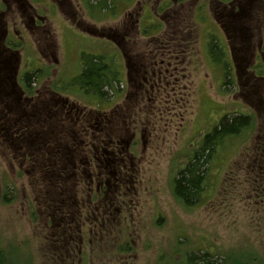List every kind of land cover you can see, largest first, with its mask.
Wrapping results in <instances>:
<instances>
[{"label":"rangeland","instance_id":"rangeland-1","mask_svg":"<svg viewBox=\"0 0 264 264\" xmlns=\"http://www.w3.org/2000/svg\"><path fill=\"white\" fill-rule=\"evenodd\" d=\"M25 1L42 19L35 27L11 3L2 30L13 40L7 48L14 54L0 58L1 67H14L13 84L18 77L23 85L11 93L0 84L1 119L10 108L8 116L18 117L17 107L33 115L21 116L18 128L16 119L8 131L0 127V249L11 264L60 261L57 252L62 264H185L192 251L233 252L235 260L256 251L264 259V219L252 220L258 217L251 215L252 202L240 193L250 191L249 183L237 192L230 180L224 184L238 164L240 170L253 164L244 159L253 161L264 136V81L254 86L251 76L264 29L260 36L250 27L234 43L225 28L219 32L201 14L195 19L204 0L183 5L171 0L167 14H176L175 20L141 34L135 29L125 39L123 28L137 19L129 15L158 0H108L104 9L99 0ZM111 34L119 36L114 41ZM3 45L0 41V50ZM165 49L173 56L182 53L177 84L152 91L151 79L140 78L145 86L137 81L134 87L128 56L146 55L150 69L155 56L175 59ZM85 53L113 60L119 72L121 82L106 99L78 84ZM235 114L250 117V127L217 145L198 202L181 203L174 194L178 172L204 137ZM66 151L74 155L73 174L63 162ZM106 157L111 163L104 166ZM85 159L93 165L86 167ZM43 161L50 163L43 166ZM222 185L225 204L219 199ZM61 221L79 226L82 254L74 243L64 251L50 246Z\"/></svg>","mask_w":264,"mask_h":264},{"label":"trees","instance_id":"trees-1","mask_svg":"<svg viewBox=\"0 0 264 264\" xmlns=\"http://www.w3.org/2000/svg\"><path fill=\"white\" fill-rule=\"evenodd\" d=\"M107 2L108 0H99V8H107ZM82 65L83 70L81 72V75L77 78V81L79 82L78 84L86 91V93L97 96L99 99L108 98V96L110 95L109 90H114L116 83L121 82V80L118 79L119 72L117 68L113 66V60L108 61L103 56H96L85 53L82 55ZM1 68L2 67L0 66V69ZM34 76V73L27 74L26 81L30 82L34 78ZM226 84H231V82L227 81ZM51 105L52 104L48 106L50 107ZM17 108L18 117H9L8 115H10V113L5 114L4 116L2 115V119H0V127L1 125H3L1 127L3 131L9 130V122L13 121V119L17 120L18 128L21 124V116H23V118L24 116H33L32 114L25 112L23 109H21V107ZM40 115H42V113H40ZM249 121L250 117H244L243 115H227L221 120L219 125L214 128L211 134H208L206 137H204V143L200 150L195 154L193 159L189 161L187 166L178 172V176L175 178L174 194L181 203L192 205L193 203L198 202L201 193L205 190L206 176L210 168L214 153H216L215 148H217L218 144L224 143L227 138L240 135L241 132L246 131L252 123V120L251 122ZM20 134L21 133L19 132V135ZM0 138H3L1 134ZM261 138L262 139L259 140L260 146L257 147V149L260 148V151L258 152L256 157L252 158L253 161H250V159L247 158L244 159L248 163L253 162V164H251L249 168L247 166L245 170L242 167L240 170V164H238L239 166L236 169L240 171V175H238L237 170L234 169L232 172H230V175L227 176L226 180L224 181L225 184L228 180H230L229 183L231 186L233 185L231 188L235 190L234 192L239 191L240 186L242 188V185L249 183L248 190L250 191L244 192L242 189L240 193H242L246 198L248 196L249 200L252 202V207L250 208L251 215L254 216L255 214V216H258L253 217V221H261V219H264V136ZM4 139L6 141L8 139L7 136L4 137ZM36 139L37 138H35L33 135V140L36 141ZM54 154L55 153H53L52 156H55ZM62 154L64 156V159L66 160V162L63 161L65 164H67L66 168L71 169L70 173L73 174L72 166L74 167V155L69 151H66ZM46 161H43V166L50 163ZM82 163H85L86 167L89 166V164L93 165V161L91 163L90 160L86 161V159ZM101 163L106 166L110 165L111 161L106 157L101 161ZM50 169L48 170V172H52ZM62 175L66 179H69V177L65 174ZM43 177L45 178L44 180L48 178L46 173L43 174ZM239 177L241 178L242 182L239 180ZM224 191L225 188L222 185L220 189L219 199L223 204L226 203V201H224ZM232 199V202L235 203L238 200L236 196H232ZM260 224L261 223H259V225ZM64 244L65 243L63 242V239L60 238L57 245L61 247ZM49 250H51L52 252L53 249L49 247ZM117 252L118 251L116 249V253ZM236 256L237 255H234L233 252L230 254L225 252L223 255H221L216 253L214 254L210 251H204L201 255H198L195 251H192L188 252L185 255V264H264V259L256 251L245 252L244 256H239L237 260H235ZM58 257L60 261L56 260V262H54L53 260H50L48 264H62V257H60L59 255ZM0 264H11L8 253L2 249H0Z\"/></svg>","mask_w":264,"mask_h":264},{"label":"flooded vegetation","instance_id":"flooded-vegetation-1","mask_svg":"<svg viewBox=\"0 0 264 264\" xmlns=\"http://www.w3.org/2000/svg\"><path fill=\"white\" fill-rule=\"evenodd\" d=\"M187 1L189 0H174V3L177 5H183ZM13 2L15 3L14 5L20 7L23 10L24 15H27V17L30 19V21H32L35 27H38V20L42 19L41 17H39V14L36 11H34L32 7L29 6L26 8L27 3L25 0H0V41L4 43L3 47H5L4 49L0 50V58H5V59H7L8 56H5L4 53L14 54L12 50L7 48L10 46L11 43L13 44V40L8 41L9 33L8 34L4 33V31L2 30V26L4 24L3 20L6 18V14L10 10V4ZM60 4L64 5V2H60ZM172 6L173 4L171 3V0H158L156 3L151 2L149 3V5L142 6V10H143L142 13L137 12L136 10L135 11L136 13L134 15L132 14L129 15L133 17L134 19L136 18L137 19L133 23L131 22L123 28V33H122L123 36L125 37V39L126 37H130L129 35H131L133 30L135 29H137L136 32L141 34L143 32L145 33L147 30H150L152 26L153 28L155 27L163 28L162 21L164 23H167V22L169 23L170 19L171 20L176 19L174 18L176 14L172 15L171 18L168 17L169 13L167 14V11L170 12ZM201 9L203 11L201 13L199 12L198 16H196L195 19H198L202 15L201 18L209 22L211 26L212 25L214 27L216 26L219 32H221L222 30V28L220 30L219 28L220 26L225 28L224 32L228 33L230 39L234 43H237L236 40L240 36L243 35L242 34L243 31L246 32L247 29L249 31L250 27L252 30H257L256 31L257 35H260V36L262 35V29H264L263 28L264 27V2L262 0H204L199 10ZM154 20L157 23H155ZM77 25H80V22ZM238 26L242 28L237 29ZM98 33L101 35L104 34L102 33V31ZM211 33L210 35H212ZM118 36L119 35H116V34L109 35V37H113L114 41L116 40V38H118ZM247 36L248 38L250 37V35L248 34ZM262 49H264V38L262 39L259 51L256 54V58H255L256 64L254 66L253 73H251V76L255 77V79L257 80V81H254L255 82V84H253L254 86L261 85L259 82L260 80L264 81V68H263L264 53H262ZM166 50L167 49H165V53L166 54L169 53L171 55V53ZM175 52H176V56L171 55V57L175 58L176 60L175 59L171 60V58L167 60L165 58H162L161 56L159 61H157V58H156L157 56H155L152 62L153 67L150 69L148 68V58L146 55L135 54V55L128 56L127 65H128L129 72L131 70L129 74L130 82L135 83L134 87L138 86V82L140 86H145L144 82L148 81V79H151V81L150 82L148 81V82L150 83V88L152 89V91H155L156 87L160 85L162 86V84L164 83H165V86L175 85V83L177 84V80L180 79L179 69H178L179 68L178 58H180V55L182 53L177 52V50ZM8 58L9 59L7 60H10L12 56ZM165 63H169V66L165 70V72L160 71V70L155 71V68H157L158 66L159 68H161V65ZM246 63L248 62H242L241 64L245 65ZM173 66H175V68L171 70ZM13 71L14 70H12V67H7V66H4L0 69V76L1 74L2 76H4L3 80H0L1 81L0 84L10 89L11 93H15L14 88L16 86V84L15 83L13 84L12 82ZM150 75H153V77ZM140 78L144 82L139 81ZM172 88L174 89V86ZM252 103L255 107H258L259 105V102L258 103L252 102ZM9 113H12V108L9 109ZM2 115L4 116L5 114H2ZM0 119H1V116H0ZM59 223L60 224L56 225L58 229L56 233L57 238L52 239V240L48 238L50 239V245L53 246V249L55 251H61L65 249V244L70 245L74 243V247L79 248L81 252L80 254H82V251H81L82 247H80V245L78 244V243L82 244V239L79 237V234H78L79 226L77 227V224H76V227H71V226L68 227L67 225H64L66 223L65 221L63 222L61 221ZM53 227L54 225H52V228ZM68 232L70 233L69 235L67 234ZM75 232H77L76 236L73 235ZM60 238L63 239V242L65 243L63 246L60 247L57 244L53 245V243H51L53 241L58 243ZM57 255L61 257V255L58 252H57Z\"/></svg>","mask_w":264,"mask_h":264}]
</instances>
